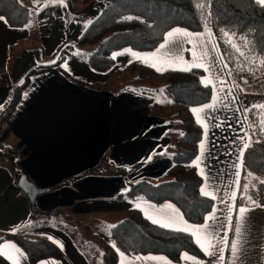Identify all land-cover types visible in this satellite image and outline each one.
Listing matches in <instances>:
<instances>
[{
    "label": "crops",
    "instance_id": "1",
    "mask_svg": "<svg viewBox=\"0 0 264 264\" xmlns=\"http://www.w3.org/2000/svg\"><path fill=\"white\" fill-rule=\"evenodd\" d=\"M19 2L32 9L27 24L9 26L0 15L3 18L0 19V109L13 86L26 74L29 78L14 108L0 124V143L10 149L20 171L38 187L50 188L70 177L77 180L74 178L76 183L59 186L61 194L55 200L50 198L52 192L48 189L30 201L7 167L6 156L0 155V237L11 233L45 235L62 256L45 258L35 264H103L99 238L108 240L110 226L122 219L128 209H138L154 224H168L170 227L165 228L189 233L202 254L182 251L178 260H172L161 253L129 256L117 252V264H193L194 260L199 264H264V204H258L253 198L249 200L248 188L245 190L244 181L241 182L242 153L249 139L245 114L249 105L257 101L252 95L247 100L229 75L211 31L174 26L152 50L139 52L122 47L112 52L114 65L108 73L122 70L133 61L157 72L203 69L202 83L211 90L207 101L190 106L193 118L201 126V138L192 163L201 177L199 190L211 198L212 207L197 224L187 220L171 201L155 203L125 196L127 182L140 179L157 182L173 165L170 156L181 133L175 112L157 110L159 103L152 97L150 86L112 89L106 85L108 80L95 81L88 77L89 81L79 82L66 77L68 74L65 76L61 68L97 75L83 60L73 59L72 54L77 52L75 45L71 49L68 43L63 44L75 51L68 53L73 60L69 55L66 58L67 49H62L61 57L55 61L58 64L47 59L49 47L57 44L58 48L63 42H69V32L62 27L60 30L49 28L52 21L46 26V20L40 16L48 17L46 5L51 4L52 19L58 18L61 22L62 16L69 18L65 13L70 0ZM39 3L43 4L40 14ZM53 3H59L58 12ZM176 29L180 31L174 32ZM169 32L173 36L169 37ZM65 61L76 67H68ZM229 89L231 95H228ZM153 102L157 103L155 108H151ZM209 104L214 106L207 108ZM38 119L46 121L39 123ZM101 155L111 158L113 168H124L125 175H104L112 172L111 164L103 166L100 174L93 170L78 175L91 170ZM239 194L244 197L236 203ZM59 204L69 206L66 214L77 215L81 225H92L86 229L88 244H78L65 228L48 222L41 225L43 216L38 218V224L34 223L39 216L35 214L53 211ZM241 207L248 209L243 215L238 212ZM210 244L216 245L222 260L201 247L212 251ZM233 244L237 245L235 254ZM0 255L11 264H29L23 250L11 239L0 240Z\"/></svg>",
    "mask_w": 264,
    "mask_h": 264
},
{
    "label": "trees",
    "instance_id": "2",
    "mask_svg": "<svg viewBox=\"0 0 264 264\" xmlns=\"http://www.w3.org/2000/svg\"><path fill=\"white\" fill-rule=\"evenodd\" d=\"M71 1L85 4L90 0ZM31 13V8L19 0H0V15L9 26L27 24ZM174 26L192 31L208 28L234 80L238 77L249 79L258 73L264 78V4L257 0H109L81 30L76 42L79 47L90 48L86 62L92 70L107 72L113 66V51L122 47L139 52L152 50L162 41L167 30ZM119 71V74L134 73L139 79L148 81L150 86L162 84L171 94L170 105L182 128L170 156L173 165L161 180L127 182L125 196L145 198L155 203L171 201L187 220L201 223L212 207V200L200 192L201 177L192 163L201 138V126L193 118L190 106L201 104L209 98L211 87L201 82L203 71L193 67L157 72L136 61ZM28 78L26 74L13 86L0 109V124L14 108ZM76 81L80 82L78 79ZM255 104L249 105L245 114L249 147L242 153L241 182L252 178L255 197L251 196V199L264 204V104ZM156 106L157 103L153 102L151 108ZM0 155L6 156V165L14 173L17 182L22 172L13 161L16 156L1 143ZM101 159L91 170L78 175L93 170L100 174L103 166L112 165L107 155ZM112 173L123 176L125 170L113 168L112 165ZM71 178L59 185H69L74 180ZM243 197L239 194L236 203H240ZM3 239L13 240L23 250L29 264L62 256L57 246L45 235L11 233L0 237V240ZM99 239L102 243L103 264H117V252L129 256L161 253L172 260H178L182 251L202 254L189 233L154 224L138 209H128L122 219L110 226L108 240ZM0 264L11 263L0 255Z\"/></svg>",
    "mask_w": 264,
    "mask_h": 264
},
{
    "label": "rangeland",
    "instance_id": "3",
    "mask_svg": "<svg viewBox=\"0 0 264 264\" xmlns=\"http://www.w3.org/2000/svg\"><path fill=\"white\" fill-rule=\"evenodd\" d=\"M54 1V0H53ZM109 0H90L88 3L85 4H79L76 2H73L70 0L69 4H67V13L65 14H69V18H65V16H62L63 18L61 19V22L59 21L58 18L56 19H52L51 18V9L52 6L51 4H47L46 5V9L49 14L48 17H44V16H40V19H45L46 20V26H49V20L52 21V27H49L51 29L54 30H60L61 27L66 29L69 32V42H63L62 45L64 43H68V46L72 49L73 46L75 45L77 48H75V51L73 50H68L66 46H58L57 48V44H55L52 47H49V53H48V58L49 60H51L52 62L56 61L58 58L61 57V51L62 49H67V53L66 54V58L68 57V55L70 56V58L72 59V57H74L73 59H76L78 62V59L80 58L81 60L84 61V63L86 64V67L91 69L89 67V65L86 62V56H87V52L90 50V48H86V47H79L77 45L75 36L76 34L81 32V30L87 25V23H89V21L94 18L100 11V9L108 2ZM25 5V4H24ZM42 3H39L38 8L39 10H37V12L40 14L41 10L40 7H42ZM53 7L54 10L56 12H58V9L60 8L59 3L54 4L53 3ZM64 11H66V6L64 4L63 6ZM32 10V9H31ZM35 11V10H34ZM54 27V28H53ZM48 28V30H49ZM77 35V37H78ZM48 36L49 33H48ZM76 37V38H77ZM52 39V41L58 43V39L55 38V36H51L50 37ZM72 53L75 52V55L72 54V57L70 54L68 53ZM79 56V57H78ZM112 56V55H111ZM39 57V55H38ZM65 58V59H66ZM72 59V60H73ZM113 59V58H112ZM75 61V60H74ZM53 62V63H54ZM66 63V61L64 62ZM83 63V64H84ZM56 64V62H55ZM67 65H69L68 67H73V65L67 61L66 63ZM113 65H114V61H113ZM76 66H74L73 68H75ZM113 67V66H112ZM62 69V68H61ZM202 71L203 69L200 68ZM64 70V69H63ZM111 70V69H110ZM68 73V76L71 79H75V81L77 79L79 80H83L84 81H89L88 79H93V80H101L103 82V80H108L106 82L107 86H112V89H120L122 87H131V88H135V87H141V86H150L147 82L148 81H144L142 79H139L134 73L129 74V73H121L119 74L118 72H121L119 70H117L116 72H113L111 74H108L109 71L107 72H99V71H95L92 70L94 72H97V75L92 74V75H88V74H80L78 72L75 73V71H73L72 69L66 70ZM119 74V75H118ZM89 77V78H88ZM106 78V79H105ZM204 78V71L203 74L201 76V82ZM235 84L238 85L240 87L239 90L243 91V93H245L246 95V99L249 100L251 97H247L248 95H252V98L255 99L257 101L256 104H264V78L262 77V75L260 73H258L257 75L246 79V78H242V77H238L237 79L234 80ZM92 82V81H91ZM94 83V82H93ZM105 84V83H104ZM100 87V83H97L96 86ZM161 85V86H160ZM155 84L154 86H150L149 88L151 89L152 92H150L152 94V97L158 100V111L161 113H167L169 111H174V109H171V107L169 106V102L171 101V94L168 93L164 88L162 84ZM159 87H161L159 89ZM255 104V105H256ZM262 104V105H263ZM46 121L45 119H38L37 122L41 123ZM182 130V128H181ZM180 130V131H181ZM43 141L46 142V137H43ZM59 155V154H57ZM56 156V155H54ZM96 174H99L96 172ZM103 175V174H102ZM104 175L106 176H113L112 172H104ZM76 179L77 177H72L71 179ZM77 180V179H76ZM75 181H71V182H75ZM253 179L249 178L247 180H245L243 182V187L245 188V185L247 186L248 190H247V195L252 196L254 195L253 189H252V185H253ZM35 184V183H34ZM36 185V184H35ZM59 184L57 185H52L49 187H47L50 192H52L50 194V198L52 199H57L55 197L60 196L61 194V189L59 188ZM38 187V186H37ZM42 187V186H40ZM47 190V191H49ZM46 191V192H47ZM43 193V192H42ZM41 194V193H40ZM60 210V211H59ZM69 210V206H63L62 204H59L58 207H55V210L53 211H42L41 214H35V215H39L38 217H36V219H34V223L38 224L39 222L41 223V225H45L47 222L50 223L51 225L55 226V227H59V228H65L66 233L68 235H70L71 237H73V239H75V241H77L78 244L82 245L83 244H88L90 241L87 239L88 238V234H87V228L88 227H92V225L89 224H83L81 225L79 222H77V215H73V216H68L66 213ZM75 210H78V206H75ZM63 212V213H61ZM58 213V214H57ZM35 215H31L32 217ZM125 215V214H124ZM43 216V220L41 219L39 222L37 221L38 218ZM70 221H68V220ZM93 225H96L95 222H92ZM228 239V237H227Z\"/></svg>",
    "mask_w": 264,
    "mask_h": 264
},
{
    "label": "snow or ice",
    "instance_id": "4",
    "mask_svg": "<svg viewBox=\"0 0 264 264\" xmlns=\"http://www.w3.org/2000/svg\"><path fill=\"white\" fill-rule=\"evenodd\" d=\"M257 2L258 3H261V4H264V0H257ZM0 19H3L2 17H0ZM130 19V18H129ZM180 30L179 29H176V30H174V32H179ZM185 35H188V33H184ZM169 37H171V36H173V32H169L168 34H167ZM196 35H200V34H196ZM165 45H161V48H163ZM235 47V46H234ZM237 50H239V49H237ZM135 55V54H134ZM241 55H243V53H241ZM54 62V61H53ZM225 67H226V65H225ZM229 75H231V73H229ZM221 91H223V89H220ZM232 94V91H231V89H229V91H228V95H231ZM214 105H212V104H209V105H207L206 107L207 108H212ZM255 107V106H254ZM193 111L195 112L196 110L195 109H193ZM205 135H207V130H205ZM249 147V145H244V148L245 149H247ZM262 183H264V182H262ZM247 189V186L245 185V190ZM206 195H208V193H205ZM249 200H251V197H249ZM253 203H255V201H253ZM248 211V209H245V208H243V207H241V208H239L238 209V212H239V214H241V215H243L244 213H246ZM215 217V213H213V218ZM154 222H157V221H154ZM162 226H164V227H170V225H168V224H164V225H162ZM237 231L239 232L240 231V229H237ZM198 243H199V241H198ZM201 247L204 249V251L207 253V254H209V255H213V256H217V258H218V260H222L223 259V257H221V256H219L218 255V252H219V250L216 248V245L215 244H210L209 245V247L212 249V251H209L208 250V248H204V246L203 245H201ZM232 251H233V253L235 254L236 252H237V245H235V244H233L232 245ZM188 259H193V258H191V257H187ZM50 264H54V262H50ZM193 264H199V262L198 261H193Z\"/></svg>",
    "mask_w": 264,
    "mask_h": 264
},
{
    "label": "water",
    "instance_id": "5",
    "mask_svg": "<svg viewBox=\"0 0 264 264\" xmlns=\"http://www.w3.org/2000/svg\"><path fill=\"white\" fill-rule=\"evenodd\" d=\"M17 184L30 201H33L38 194L48 190V188L45 187H37L24 173L19 175Z\"/></svg>",
    "mask_w": 264,
    "mask_h": 264
}]
</instances>
